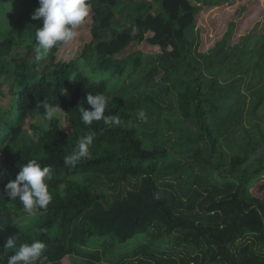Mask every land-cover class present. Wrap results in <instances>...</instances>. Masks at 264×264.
Returning <instances> with one entry per match:
<instances>
[{
    "label": "trees",
    "instance_id": "trees-1",
    "mask_svg": "<svg viewBox=\"0 0 264 264\" xmlns=\"http://www.w3.org/2000/svg\"><path fill=\"white\" fill-rule=\"evenodd\" d=\"M35 1L39 6L38 0ZM157 1L161 7L159 13L153 12L152 7V3ZM218 1L206 0L203 4L215 8ZM9 2L11 0H0V6ZM89 4L90 13L85 21L91 25L92 43L85 47L89 55L85 52L73 58L65 51L70 45H60L53 48L46 59L40 60V65L33 63L26 66V56L17 63L12 59L18 88L15 103L18 119L31 111L43 119V108L38 105L47 100L51 104H60L65 111V124L62 129L58 120L47 122L43 119L46 129L36 139L32 138L21 145L17 144V139L22 128L0 124V139L7 132L10 133L7 145L0 146V227H3L0 231V249L9 238H13L17 245L40 240L46 246V262L72 264L71 256H74L75 264H100L102 252L89 250L95 245L93 239L113 236L118 243H123L140 235H148L156 228L168 236L180 234L182 239L178 246L183 250L188 246L198 248L200 255L194 258L198 264H264V159H260L259 166L249 174H241L235 176L234 181L221 183L223 189L214 187L202 200L200 191L194 189L196 185L200 186V181L192 176V170L196 166L206 171L210 164H197L199 160L205 161L199 149L194 148L198 139L195 137L192 149H184V157L188 160L186 164H176L178 160L172 157L175 150L169 152L157 145L147 149L135 127L133 112V95L138 93L139 83L131 80L126 84L123 81L120 91L107 94L108 84L105 80L93 82L82 73L86 69L88 74H95L98 70L102 73L104 69L110 71L116 64L115 59L122 57L133 45L141 46L142 53L167 55L168 62L162 63L166 70L170 63L186 64L188 69L192 68L193 74H190L191 77L184 76L180 90L177 86L174 89L188 91L185 99L192 107L191 112L202 133L199 138L205 139L211 151L216 152L217 139L207 121L208 109L205 106L218 111L214 101L223 96L218 91L205 92L202 87L205 77L200 68L197 70L192 65V58L186 61L179 57V46L183 44L186 50L194 39L189 35L196 27L200 7L191 4L190 0L147 1L145 9L134 14L133 34L114 29L107 38L104 33L117 18L116 10L122 8V0H89ZM39 23L41 26V21ZM13 48L12 41L0 32V75L6 72L7 59L12 55ZM62 53L66 62L60 60ZM92 59L94 64L89 68L81 64L84 61L93 63ZM113 71V76H124L125 66ZM169 71L175 72V76L179 74V68H169ZM164 75L169 77L166 73ZM231 91H235L234 86ZM88 93L110 97L105 115L118 116L120 126L107 128L103 121H94L86 126L81 122L79 106L89 107L84 100ZM263 99L264 90L254 93L250 108L253 115ZM149 110L152 111V108ZM34 131L37 132V129L34 128ZM90 133H95L89 149L90 158L79 161L74 167L66 166L64 158L76 149L80 137ZM170 138L174 148L176 138L171 134ZM251 149L249 145L245 152ZM187 150L190 151L189 156ZM166 156V163L159 164L158 158L165 159ZM31 159L37 160L42 167H52V179L47 181L52 201L46 209L39 210L28 224L20 225L14 223L13 214H26L20 202L11 201L4 189L10 180L16 178L20 165ZM246 160V156L231 160L229 171L232 176ZM164 172H168L164 176H171L174 181L184 174L183 188L175 190L173 182L162 177ZM79 175L107 181L128 179L139 182L140 187L137 192L128 191L124 198L118 196L108 202L106 195L92 192L90 187L72 181ZM260 179L263 183L252 195L250 191ZM61 184L65 186L63 191L60 190ZM195 203L201 210L197 214L192 213ZM141 243L122 255L112 254L118 258L116 260L105 257V261L122 264L120 257L128 253L152 258L151 261L141 260L137 264H187L184 258L177 263L161 251H158L160 256L157 258L149 252L144 242ZM96 246L100 247L99 244ZM130 250L133 252L130 253ZM105 251L108 250H104L106 255ZM14 254V250H9L2 264H8V257Z\"/></svg>",
    "mask_w": 264,
    "mask_h": 264
},
{
    "label": "rangeland",
    "instance_id": "rangeland-1",
    "mask_svg": "<svg viewBox=\"0 0 264 264\" xmlns=\"http://www.w3.org/2000/svg\"><path fill=\"white\" fill-rule=\"evenodd\" d=\"M205 1L190 0L191 4L200 7V11L196 15V27L189 35L194 37L191 46L184 50V45H180L179 57L186 61L187 58H192V65L197 70L200 68L205 77L202 83L205 92L218 91L223 96L214 101L218 111L209 110V107L205 106L208 109L207 121L217 139L216 152L211 151L205 139L199 138L202 133L191 112L192 107L185 99L188 91L179 92L180 82L185 81L184 76L191 77L190 74H193L192 68L188 69L186 64L182 66L168 64L171 69L179 68L180 76L179 74L175 76V72L169 71V68L166 70L162 65L168 62L167 55L142 53L141 46L133 45L122 57L115 59L116 64L110 71L106 72L107 69H104L102 73L98 70L99 72H94L95 74H88L86 69L82 72L93 82L105 80L108 84L107 94L120 91L123 81L126 84L131 80L135 84L139 83L138 93L135 92L133 95V112L136 119L135 127L147 149H153L152 146L157 145L169 152L175 150L173 151L175 155L172 154V157L178 160L176 164H186L188 160L184 157V149H192L195 137L198 139V144L194 148L199 149L205 161L199 160L197 164H210L206 171L196 166L192 170V176L199 178L200 186L196 185L194 189L200 191L202 200L214 187L222 188L221 183L234 181L235 176L241 174H249L259 166L260 159H264V99L254 115L250 111L254 93L264 90V0H219L215 8L203 4ZM122 2V8L116 10L117 18L108 32L104 33V37L109 38L114 29H120L126 34L135 32L134 14L145 9L147 0H122ZM37 7L39 6L35 0H11L6 5L0 6V32L12 41L14 47L12 55L7 59L6 72L0 75V124L22 128L17 139L18 145L28 143L32 138L36 139L46 129L42 117L35 111H31L22 119H18L15 111L18 88L14 80L12 59L17 63L26 56L25 65L28 67L33 63L40 65L42 62L36 59L34 39L35 28L40 27V23L39 20L31 19ZM160 11L161 7L156 9L157 13ZM78 31L80 35L76 41L65 50L73 58H77L81 53L84 54L87 49L85 47L92 43L89 23L84 22ZM85 54L89 55L87 52ZM62 56L60 60L66 62L63 53ZM81 64L89 68L94 62L84 61ZM122 66H125V75L129 77L113 76V70ZM238 81L240 82L237 83ZM175 86L179 90H175ZM233 86L234 92L231 91ZM150 108L152 111L149 110ZM140 110L146 112L147 123L138 119L137 113ZM62 119L64 120V115ZM60 127L64 129V124L60 123ZM170 134L176 138L177 145L174 148ZM9 137V132L3 135L0 146H6ZM249 145L252 149L246 153L245 150ZM187 151L189 156L190 151ZM243 156L247 157L246 162L241 163L236 170L237 173L232 176L229 171L231 160ZM166 161L167 156L165 159L158 158L159 164H165ZM167 173L164 172L162 177L173 182L175 190L182 189V178L185 175L179 173L181 179L174 181L171 176L168 178L164 176ZM72 181L90 187L92 192L106 195L108 202H112L118 196L124 198L128 191L137 192L140 187L139 182L128 179L107 181L89 175H79ZM263 181L260 179L254 183L250 191L252 195H255L256 188ZM200 211L198 203H195L192 213L197 214ZM35 216L14 213L12 218L16 224L26 225ZM181 239L180 234L168 236L163 230L153 228L148 235H140L123 243H118L113 236L93 239L95 245L89 250L101 251L100 264H110L105 261V257L116 260L118 258L114 255H122L135 244L142 245L141 242H144L149 252L157 258L160 256L158 251H161L177 263L180 258H184L187 264H198L194 258L200 255L199 249L193 246L181 249L178 246ZM105 249L108 250L105 251L106 255ZM71 259L72 264H75L76 258L71 256ZM141 260L146 262L151 261L152 258L128 255V253L120 257L122 264H137Z\"/></svg>",
    "mask_w": 264,
    "mask_h": 264
},
{
    "label": "clouds",
    "instance_id": "clouds-1",
    "mask_svg": "<svg viewBox=\"0 0 264 264\" xmlns=\"http://www.w3.org/2000/svg\"><path fill=\"white\" fill-rule=\"evenodd\" d=\"M37 7L31 17L41 21V26L34 31L35 52L37 61L48 57L53 48L60 45H71L80 35L78 29L84 24L90 13L89 0H38ZM89 107L79 106L81 122L88 126L93 122L103 121L107 128L120 126L121 120L115 115H105L110 97L104 94L93 95L88 93L84 99ZM38 107L43 108V119L47 122L62 119L65 111L60 104H51L47 100ZM139 120L147 123L148 117L144 110L137 113ZM31 134V133H29ZM95 133H90L79 138L76 149L64 158L66 166L74 167L79 161L90 158V146L93 145ZM52 167L41 166L35 159L28 160L20 165V171L14 180H10L4 192L11 201H19L23 212L28 216H35L39 210L46 209L52 201L48 190V183L52 179ZM64 185H60L63 191ZM3 227H0V231ZM45 244L40 240L31 243H19L9 238L3 249H0V264L9 250L15 254L8 257V264H42L46 259L44 255Z\"/></svg>",
    "mask_w": 264,
    "mask_h": 264
},
{
    "label": "crops",
    "instance_id": "crops-1",
    "mask_svg": "<svg viewBox=\"0 0 264 264\" xmlns=\"http://www.w3.org/2000/svg\"><path fill=\"white\" fill-rule=\"evenodd\" d=\"M147 1L150 2L151 0H147ZM152 7H153V12L157 13V12H156V9L160 7V2H159V1H157V2H153V3H152ZM141 11H143V10H141ZM48 263H49L48 260H47V262H46V260H44V261L42 262V264H48ZM49 264H51V263H49Z\"/></svg>",
    "mask_w": 264,
    "mask_h": 264
}]
</instances>
